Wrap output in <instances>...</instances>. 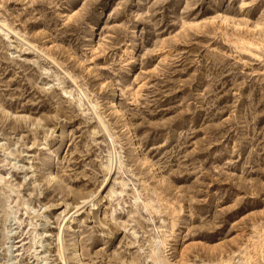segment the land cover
I'll return each mask as SVG.
<instances>
[{
  "label": "rangeland",
  "instance_id": "obj_1",
  "mask_svg": "<svg viewBox=\"0 0 264 264\" xmlns=\"http://www.w3.org/2000/svg\"><path fill=\"white\" fill-rule=\"evenodd\" d=\"M188 263L264 264V0H0V264Z\"/></svg>",
  "mask_w": 264,
  "mask_h": 264
},
{
  "label": "bare ground",
  "instance_id": "obj_2",
  "mask_svg": "<svg viewBox=\"0 0 264 264\" xmlns=\"http://www.w3.org/2000/svg\"><path fill=\"white\" fill-rule=\"evenodd\" d=\"M6 25V24H5ZM114 193V192H113ZM112 194V193H111ZM183 250V249H182ZM181 254V253H180ZM189 260V259H188ZM189 264V263H188Z\"/></svg>",
  "mask_w": 264,
  "mask_h": 264
}]
</instances>
